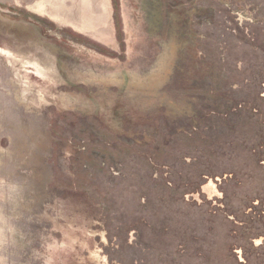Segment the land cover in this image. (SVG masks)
<instances>
[{
    "label": "rangeland",
    "instance_id": "374dc122",
    "mask_svg": "<svg viewBox=\"0 0 264 264\" xmlns=\"http://www.w3.org/2000/svg\"><path fill=\"white\" fill-rule=\"evenodd\" d=\"M118 8L0 0V264H264V0Z\"/></svg>",
    "mask_w": 264,
    "mask_h": 264
},
{
    "label": "trees",
    "instance_id": "16d2710c",
    "mask_svg": "<svg viewBox=\"0 0 264 264\" xmlns=\"http://www.w3.org/2000/svg\"><path fill=\"white\" fill-rule=\"evenodd\" d=\"M113 2H114V7H115V23H116V27H117V31H118V37H119V40L121 42V46L123 49L125 45H124L123 35H122V30H121V25H120L118 0H113ZM104 52H107L110 55H115L114 52H108V51H104ZM261 73L264 74V68H261ZM217 91H218V93L221 92L220 90H217L215 88V91L212 90V93L214 94ZM258 98L259 97L257 96V98L254 99V102H252V101L249 102L247 100V102L243 101V103L239 102V100L234 98L227 105L220 104L219 106H214L213 108L209 109L210 115H208V119L210 120L214 117V118H218V121L219 120L221 121L220 126H219V131L222 134V138L218 139V147H220L223 151L226 150V147L228 146L229 141H230V140H228L229 139V137H228L229 133L225 132V130H223L224 127H226L225 124L227 123V121L228 120L233 121L234 117L236 115H239L240 113H243L244 110L249 109L250 111H248V112L253 111L252 108H254L255 104H257L259 106L258 112H257V114L251 113L250 117H252V120L255 121V123L257 124V127L260 128L258 131H260L261 133H264V131L261 129V128L264 129V111H262V104H259V102H257ZM232 105H234V107ZM221 107H224V108H221ZM263 151H264V149L260 150L259 152L262 154ZM142 152H143V155H145L149 161H153V162H156L158 164L163 163V160H161V159H163L162 150L154 148V147H150V149L144 148V150ZM104 155H105V152H104Z\"/></svg>",
    "mask_w": 264,
    "mask_h": 264
},
{
    "label": "flooded vegetation",
    "instance_id": "af4514ba",
    "mask_svg": "<svg viewBox=\"0 0 264 264\" xmlns=\"http://www.w3.org/2000/svg\"><path fill=\"white\" fill-rule=\"evenodd\" d=\"M262 245H264V242H261V245L260 246H262Z\"/></svg>",
    "mask_w": 264,
    "mask_h": 264
},
{
    "label": "crops",
    "instance_id": "0c3cea01",
    "mask_svg": "<svg viewBox=\"0 0 264 264\" xmlns=\"http://www.w3.org/2000/svg\"><path fill=\"white\" fill-rule=\"evenodd\" d=\"M113 1V0H112ZM113 5H114V2H113ZM114 9H115V7H114ZM114 13H115V11H114ZM115 17V16H114ZM116 24V23H115Z\"/></svg>",
    "mask_w": 264,
    "mask_h": 264
},
{
    "label": "bare ground",
    "instance_id": "6f19581e",
    "mask_svg": "<svg viewBox=\"0 0 264 264\" xmlns=\"http://www.w3.org/2000/svg\"><path fill=\"white\" fill-rule=\"evenodd\" d=\"M37 70V69H36ZM36 73V72H35ZM37 74V73H36Z\"/></svg>",
    "mask_w": 264,
    "mask_h": 264
}]
</instances>
